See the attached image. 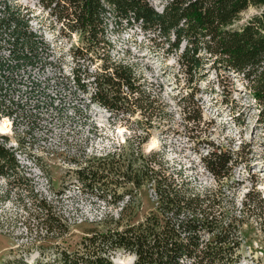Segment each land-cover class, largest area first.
Segmentation results:
<instances>
[{
    "label": "trees",
    "instance_id": "trees-1",
    "mask_svg": "<svg viewBox=\"0 0 264 264\" xmlns=\"http://www.w3.org/2000/svg\"><path fill=\"white\" fill-rule=\"evenodd\" d=\"M39 1L61 23L59 40L72 34L80 40L68 52L71 72L60 75L57 84L68 89L73 82L117 119L141 116L132 121L134 134L127 144L75 160L70 169L84 191L121 208L117 216L107 215L87 228L77 248H57L61 264H114L119 251L133 255V264H239L243 218L235 204L222 205L229 202L223 180L231 176L238 151L210 144L203 163L218 182L215 188L194 185L161 150L146 152L153 121L167 106L133 64L112 57L109 32L111 24L120 29L139 23L161 37L167 51L179 53L183 72L202 75L210 65L217 74H236L255 96L257 121L264 127V0H162L161 9L149 0ZM250 7L257 11L245 18L242 13ZM30 19L17 5L5 2L0 8V114L14 123L45 106H59L48 99L43 80L31 78V71L51 57V48ZM188 98L181 97L186 117L200 120L201 111L189 110ZM8 141L0 134V177L11 184L22 165ZM38 207L48 233L63 235L69 229L45 198Z\"/></svg>",
    "mask_w": 264,
    "mask_h": 264
},
{
    "label": "rangeland",
    "instance_id": "rangeland-1",
    "mask_svg": "<svg viewBox=\"0 0 264 264\" xmlns=\"http://www.w3.org/2000/svg\"><path fill=\"white\" fill-rule=\"evenodd\" d=\"M149 1L157 9L164 3ZM5 2L28 12L33 31L50 46L51 57L39 63L43 68L31 71V78L43 80L48 99H56L59 106L57 110L45 106L43 112L17 118L16 123L13 117L0 114V122H11L9 132L0 134L9 137L7 146L17 149L22 165L11 184L0 177V264H61L57 248H77L87 228L107 215L117 216L121 208L84 191L70 169L76 166L75 160L127 144L134 134L132 121L141 116L117 119L92 102L89 94L75 89L73 82L68 89L58 85L60 75L71 72L74 62L68 52L80 43L79 36L63 35L59 40L62 25L39 0H3L0 8ZM256 11L250 7L242 15L247 18ZM109 37L115 45L112 57L133 64L167 106L162 118L153 121L146 152L161 150L194 185L215 188L218 182L203 163L210 144L238 151L231 176L223 180L229 202L222 205L235 204L237 215L243 218L239 264H264V127L257 121L255 96L234 73L217 74L210 65L202 75L183 72L179 53L167 51L162 38L139 23L120 29L111 24ZM187 94L189 110H200V120L186 117L181 97ZM43 198L69 225L63 235L56 230L48 233L42 225L38 204ZM131 256L119 251L113 262L133 264Z\"/></svg>",
    "mask_w": 264,
    "mask_h": 264
},
{
    "label": "bare ground",
    "instance_id": "bare-ground-1",
    "mask_svg": "<svg viewBox=\"0 0 264 264\" xmlns=\"http://www.w3.org/2000/svg\"><path fill=\"white\" fill-rule=\"evenodd\" d=\"M11 129V122L9 119H4L0 122V131L3 133L9 132L8 130ZM134 259L133 256H131Z\"/></svg>",
    "mask_w": 264,
    "mask_h": 264
}]
</instances>
